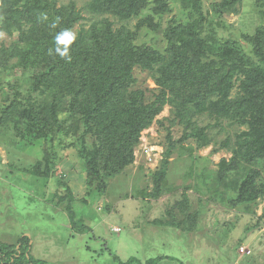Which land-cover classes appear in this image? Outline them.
<instances>
[{"label": "trees", "instance_id": "16d2710c", "mask_svg": "<svg viewBox=\"0 0 264 264\" xmlns=\"http://www.w3.org/2000/svg\"><path fill=\"white\" fill-rule=\"evenodd\" d=\"M174 2L182 14L169 19ZM241 2L221 0L205 11L203 0H89L86 12L92 21L76 33L68 61L48 50L54 49L58 32L73 31L85 20L75 2L60 6L58 0H0V32L11 39L0 45V132L13 130L17 145L25 148L56 137L60 146L76 150L87 187L97 185L103 193L111 179L134 163L141 134L169 106L171 116L158 120L162 127L169 122L168 145L160 167L146 175L154 189L141 192L158 199L178 145L189 140L199 149L214 144L208 127L195 122L197 117H210L214 124L209 127L224 122L245 127L234 140L222 142L220 148L232 157L222 159L218 169L205 172L200 181L208 191L215 188L216 195L227 197L233 209L255 213L264 201V0L256 3L262 23L254 35L244 37L246 45L220 38L214 25H222L226 14H237ZM57 17V27L51 28ZM132 20H137L133 26ZM116 23L122 25L115 27ZM160 30L163 49L139 43L144 31ZM37 65L43 66V74L35 73ZM136 68L148 72L156 88L138 87ZM6 76L9 80H3ZM10 77H17L14 83ZM235 78L239 92L233 96ZM175 125L184 126L178 141L171 131ZM58 158L46 154L26 171L51 178ZM65 186L66 194L57 193L55 198L64 206L72 229L77 234L92 232L76 213L72 189ZM188 203L185 194L184 218L176 228L192 233L199 213L189 212ZM22 241L26 245L19 249L0 245V264H47L31 256L27 237ZM163 259L142 263L134 257L123 264H159Z\"/></svg>", "mask_w": 264, "mask_h": 264}, {"label": "rangeland", "instance_id": "374dc122", "mask_svg": "<svg viewBox=\"0 0 264 264\" xmlns=\"http://www.w3.org/2000/svg\"><path fill=\"white\" fill-rule=\"evenodd\" d=\"M218 1L221 0H203L205 11ZM257 1L242 0L237 14H226L222 25L214 24L218 36L245 44L244 37L254 35L262 23ZM71 2L76 3L85 18L74 27L73 32L77 33L81 26L88 28L92 21V16L86 12L89 0H58L60 6ZM178 4L173 3L169 19L182 14ZM212 18L216 23L220 21L213 13ZM136 22L129 23L133 26ZM165 22L166 18L162 29ZM121 25L116 23L115 27ZM10 40L0 32V45ZM139 43L163 49L162 30L157 33L144 31ZM34 70L38 74L45 72L39 65ZM19 77L22 78L20 74ZM135 77L141 89L156 88L148 72L136 68ZM10 78L14 83L17 77ZM4 79L9 80L7 76ZM234 82L233 96L239 92L236 78ZM169 116L170 107L167 106L141 134L134 163L123 174L111 179L103 193L97 190V185L87 187L84 164L76 150L60 146L56 137L42 139L25 148L17 145L13 130L1 131L0 245L19 249L26 245L20 240L27 237L31 256L47 264H123L134 257L142 263L164 258L159 264H264V201L255 213H244L230 207L227 197L216 195L215 188L208 191L200 181L205 172L217 170L222 159L232 157L227 149L220 148L222 142L228 137L234 140L245 127L227 122L209 127L210 123L214 124L210 117H197L195 122L200 127H208L214 144L199 149L195 141L189 140L178 145L162 196L154 199L142 194H150L154 189L153 181L146 175H151L161 165L170 125L166 122L162 127L158 120ZM171 131L178 141L183 136L184 126L175 125ZM69 143V140L64 141L65 145ZM151 146L157 148L156 155H148ZM46 154L59 156L53 177H40L26 171L43 161ZM59 181L65 184L60 185ZM65 185L70 186L76 197L73 206L78 217L92 232L77 234L64 206L58 205L55 194L65 195ZM185 194L189 212L199 213L197 230L192 233L176 228L184 218Z\"/></svg>", "mask_w": 264, "mask_h": 264}, {"label": "clouds", "instance_id": "9594fccd", "mask_svg": "<svg viewBox=\"0 0 264 264\" xmlns=\"http://www.w3.org/2000/svg\"><path fill=\"white\" fill-rule=\"evenodd\" d=\"M42 19L47 20V15L42 14ZM59 23V18L57 17L50 25L51 28H56ZM78 39L75 32L70 29H64L58 32L55 36V47L49 48V55H58L61 59L71 60L70 47Z\"/></svg>", "mask_w": 264, "mask_h": 264}, {"label": "built area", "instance_id": "2783aa9c", "mask_svg": "<svg viewBox=\"0 0 264 264\" xmlns=\"http://www.w3.org/2000/svg\"><path fill=\"white\" fill-rule=\"evenodd\" d=\"M156 151H157V148L155 149V147L151 146L150 150L148 151V155L150 156L151 153H152V154L155 153V155H156V154H157ZM149 153H150V154H149ZM159 154H160V153H159Z\"/></svg>", "mask_w": 264, "mask_h": 264}]
</instances>
